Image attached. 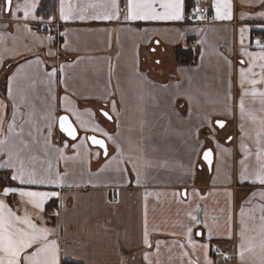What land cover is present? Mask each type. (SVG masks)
I'll list each match as a JSON object with an SVG mask.
<instances>
[{"label":"snow or ice","instance_id":"1","mask_svg":"<svg viewBox=\"0 0 264 264\" xmlns=\"http://www.w3.org/2000/svg\"><path fill=\"white\" fill-rule=\"evenodd\" d=\"M38 4L39 0H0V68L14 69L6 76L5 94L0 95V264H62L65 258L71 259L73 264H85L83 247L66 239V218L76 207V197L65 193L85 186L118 189L133 183L145 189L136 245L141 249V264H217V255L224 264H229L232 256L214 247L213 242L231 240L233 236L237 238L238 264H264V37L255 40L258 51H251V41L245 44L249 29L239 28L236 65L223 57L226 67L223 101L211 97L202 88L197 89L191 77L187 88L182 81L174 85H155L139 71L138 60L134 62L132 76L137 82L148 87L176 89L165 105L170 106L171 111L163 113L170 132L183 131L173 126V120L180 124L186 122V117L181 115L184 105L177 107L181 98L187 103V119L197 114L203 104L212 105L199 113L194 131L188 130L193 159L202 158L210 171L214 170L217 176L223 174L229 183L235 176L238 183H248L254 189L240 205L235 228L233 192L227 186L224 188L226 207L219 209L220 215L209 216L199 202L208 197L196 189L190 195L185 188L171 193L172 202L186 207L183 216L177 210L176 220L157 222L155 218L149 219L148 198L155 195L159 201L166 194L149 192L147 180L142 178L153 169L168 168L170 161L150 155L155 146L145 145L147 137L113 135L97 121L98 112L117 129L122 126L123 111L119 105L125 103V97L119 82L115 91L111 88L115 72L111 61L103 91L93 94L98 91L99 83L93 85L91 91L87 90V82L84 91L73 89L66 72L69 65L49 67L39 56L27 58L25 53L32 51L29 39L39 47L60 45L66 52L76 51L70 47L68 39L71 30L65 27L60 31L63 25L59 22H203L208 17L201 0H194L190 10L186 0H60L58 16L47 18L37 15ZM240 4L264 7V0H240ZM235 7V0H212L209 8L214 9L215 14L211 18L231 21ZM260 15L264 16V12ZM243 16L241 13L240 18ZM32 22L45 24L49 34L37 35ZM10 27L14 31H7ZM53 28L57 29L55 33ZM101 30L110 32L108 28ZM173 30L181 35L184 32L182 27L169 29ZM198 30L204 31L203 28ZM127 31L133 29L129 27ZM144 32L147 34L148 30ZM159 43L157 40L156 44ZM198 43L203 46L207 40ZM60 47L55 52L48 48L47 56L60 55ZM206 54L202 47V62ZM21 57H24L22 62ZM7 60L15 63L6 64ZM94 102L100 103L96 110L87 106ZM221 103L223 107L218 111L216 106ZM229 116L240 121L238 135H230L225 141L227 144L235 141L234 148L225 147L217 138L218 131L226 128ZM248 124L254 127L248 129ZM201 129H206L203 141ZM209 143L213 147L207 146ZM93 162L98 165L95 172ZM193 167L194 164L190 165L189 171ZM52 204L55 207L49 211ZM117 264H128L123 251Z\"/></svg>","mask_w":264,"mask_h":264},{"label":"crops","instance_id":"2","mask_svg":"<svg viewBox=\"0 0 264 264\" xmlns=\"http://www.w3.org/2000/svg\"><path fill=\"white\" fill-rule=\"evenodd\" d=\"M60 0H53V12L48 16H58ZM187 2V0H186ZM212 0H201L203 7H209ZM233 20L215 21L207 24L187 22L184 24H172L165 22H143L137 21L131 24H120L112 22L88 23L79 22H59L64 28H69L68 39L70 47L76 51H64L60 45H45L39 47L29 39L32 46L31 52H26L25 57L32 58L39 56L51 67L58 64L69 65L66 68L68 83L73 89L91 91L92 86L99 83V89L93 94L103 91L107 80L108 62L115 67V72L111 80L112 90H116L119 82L123 90L125 103L119 105L123 111L122 126L117 129L115 124L108 122L97 112V121L110 134H121L123 136L132 135L135 138L147 137L145 145L155 146V150L150 152L154 158L170 161L168 168H158L149 171L147 177V190L152 193H163L160 200L155 195L148 198L149 219L155 218L157 222L167 219L176 220L177 210L181 217L187 210L185 206L172 202L171 193L183 191L185 188L191 195L193 189L207 196V200L199 201L206 208L208 215H220L219 209L226 207V197L224 188L227 186L233 192V213L234 228L238 222V212L240 205L254 190L248 183L240 184L235 176L229 183L225 181L223 174L217 176L214 170L210 171L202 158L194 161L193 153L189 147L192 143L188 130L194 131V126L199 123L198 115L207 110L212 105L203 104L197 114L191 119H187V103L181 98L177 101V107L184 105L181 115L186 117V122L180 124L173 120V126L183 131L172 133L169 131L168 119L163 115L170 112L171 107H165L166 102L172 97L176 89H164L162 87H148L137 82L132 76L134 62L138 60L139 71L144 74L147 80L155 85L175 84L182 81L185 88L188 86V79L191 77L197 89L202 88L211 97L223 101L226 91V67L223 57L232 60L236 65L239 50V33L241 27L249 29L246 32L245 44L251 41L249 50L258 51L255 48V40L264 37V7L258 4L253 7L241 6L240 0H235ZM214 13L215 10L213 9ZM243 13V19L240 14ZM45 14V18L48 17ZM40 22H32L33 31L39 36H46L49 33L45 29L39 28ZM131 27L133 31H127ZM182 27L183 34L177 31H169L170 28ZM108 28L110 32L101 29ZM123 28V31L119 29ZM203 28L201 32L198 29ZM148 32L145 34L144 30ZM191 29H197L193 31ZM7 31H14L13 28ZM56 28L52 29L55 33ZM207 43L201 46L198 41L205 39ZM59 40V37H58ZM160 43L157 45L156 41ZM187 43L196 49V59L193 62L180 63L173 54V48L179 44ZM60 47L61 54L55 57L47 56L48 48L57 51ZM206 51L203 62L200 59V52ZM155 49V51H153ZM220 53L221 55H217ZM24 57H21V62ZM160 61L159 64L156 61ZM78 61V62H77ZM15 61L7 60L6 64H14ZM202 64V67H197ZM180 69L186 70L181 73ZM12 70L6 71L0 68V79L4 78V89L0 95L5 94L7 75H11ZM233 84L236 83L235 73L233 74ZM60 94L63 90L60 89ZM238 95V89H236ZM201 100L207 99L200 97ZM119 102V94L117 95ZM250 103V102H249ZM93 110L98 109L99 102L87 105ZM83 107V105H81ZM221 110L223 104L216 106ZM228 123L224 130L218 131L217 138L225 147L234 148L232 144L225 143L228 136L238 135V124L240 121L232 116L227 117ZM251 124L248 129L253 128ZM91 134V133H90ZM206 129H201L200 139L205 140ZM213 147L211 143L207 144ZM183 164L181 167L180 164ZM194 164L192 171L189 166ZM216 166L214 158L213 169ZM98 165L93 162L92 171L95 172ZM234 171V169H233ZM79 170L77 169V176ZM87 179V177H85ZM103 179V178H101ZM143 187H137L133 183L131 186L119 187L118 189L109 187L85 186L65 193L66 196L76 197V207L71 209L66 218L68 235L66 239L73 242L77 247H83V257L85 264H117L121 251L128 258V264H141L139 253L141 249L136 247L140 235V214L143 204ZM211 193V195H209ZM109 200H118L119 203L109 204ZM71 203V201H70ZM194 206V205H193ZM55 207L50 205L49 211ZM155 209V212H153ZM170 209V210H169ZM179 238V234H178ZM64 243V241H61ZM213 244L224 249L234 250L236 253L237 238L233 236L231 240H215ZM135 256L136 260H132ZM217 264H224L217 255ZM62 264H73L69 258L62 260ZM229 264H238L235 258Z\"/></svg>","mask_w":264,"mask_h":264},{"label":"trees","instance_id":"3","mask_svg":"<svg viewBox=\"0 0 264 264\" xmlns=\"http://www.w3.org/2000/svg\"><path fill=\"white\" fill-rule=\"evenodd\" d=\"M191 0H187L186 7L188 8ZM45 7V8H44ZM43 10V12L48 16L53 12V0H42L39 10ZM38 10V11H39ZM39 26V25H38ZM173 54L176 60L180 63L184 62H193L196 59V49L190 47L187 43L179 44L173 48ZM4 89V78L0 79V91Z\"/></svg>","mask_w":264,"mask_h":264},{"label":"built area","instance_id":"4","mask_svg":"<svg viewBox=\"0 0 264 264\" xmlns=\"http://www.w3.org/2000/svg\"><path fill=\"white\" fill-rule=\"evenodd\" d=\"M194 0H191L190 1V4L188 6V9L190 10L191 7H192V4H193ZM201 7H203L201 5ZM206 11H205V15L208 17V19H206L205 21L203 22H200V21H190V22H194V23H200V24H207V23H210L213 21V19L211 18L212 16H214V11L213 9L209 8V7H203ZM214 247H218L220 248L218 245L214 244ZM221 249V248H220ZM223 252H225L226 254L232 256V259L235 258V251L234 250H229V249H221Z\"/></svg>","mask_w":264,"mask_h":264},{"label":"rangeland","instance_id":"5","mask_svg":"<svg viewBox=\"0 0 264 264\" xmlns=\"http://www.w3.org/2000/svg\"><path fill=\"white\" fill-rule=\"evenodd\" d=\"M41 2H42V0H39V4H38V8H37V15H39V16H45V13L43 12V10H39V6H40V4H41ZM45 8V7H44ZM39 10V11H38ZM39 28H41V29H46V25L45 24H43V23H39ZM219 246V245H218ZM221 249H224V248H222L221 246H219Z\"/></svg>","mask_w":264,"mask_h":264},{"label":"water","instance_id":"6","mask_svg":"<svg viewBox=\"0 0 264 264\" xmlns=\"http://www.w3.org/2000/svg\"><path fill=\"white\" fill-rule=\"evenodd\" d=\"M204 162V161H203ZM207 166V165H206ZM208 167V166H207ZM209 169V168H208Z\"/></svg>","mask_w":264,"mask_h":264}]
</instances>
